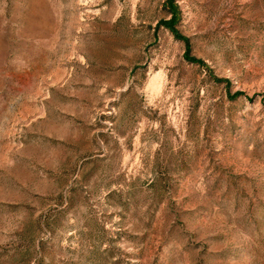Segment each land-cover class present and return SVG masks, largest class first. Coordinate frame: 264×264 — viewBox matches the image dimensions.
Segmentation results:
<instances>
[{"label":"rangeland","instance_id":"1","mask_svg":"<svg viewBox=\"0 0 264 264\" xmlns=\"http://www.w3.org/2000/svg\"><path fill=\"white\" fill-rule=\"evenodd\" d=\"M0 264H264V0H0Z\"/></svg>","mask_w":264,"mask_h":264}]
</instances>
